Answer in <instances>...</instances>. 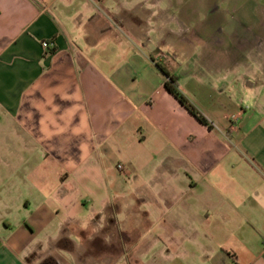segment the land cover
Segmentation results:
<instances>
[{"label": "crops", "instance_id": "crops-1", "mask_svg": "<svg viewBox=\"0 0 264 264\" xmlns=\"http://www.w3.org/2000/svg\"><path fill=\"white\" fill-rule=\"evenodd\" d=\"M179 4L0 0V264H264V93L181 83L148 36Z\"/></svg>", "mask_w": 264, "mask_h": 264}, {"label": "rangeland", "instance_id": "rangeland-1", "mask_svg": "<svg viewBox=\"0 0 264 264\" xmlns=\"http://www.w3.org/2000/svg\"><path fill=\"white\" fill-rule=\"evenodd\" d=\"M150 24L149 43L180 66L181 83H198L194 93L199 96L201 87L211 88L215 107L222 98L238 108H254L247 96L264 93V68L258 65L260 58L264 61V0H180ZM238 75L245 77L240 85L234 80ZM247 82L254 86L248 88ZM93 257L84 255L78 264H94Z\"/></svg>", "mask_w": 264, "mask_h": 264}, {"label": "trees", "instance_id": "trees-1", "mask_svg": "<svg viewBox=\"0 0 264 264\" xmlns=\"http://www.w3.org/2000/svg\"><path fill=\"white\" fill-rule=\"evenodd\" d=\"M157 69L167 78L165 83L166 89L186 108V110L193 115L201 124L212 128V125L206 119V117L200 112L197 106L179 89L177 78L171 75L167 69L161 64H156Z\"/></svg>", "mask_w": 264, "mask_h": 264}, {"label": "built area", "instance_id": "built-area-1", "mask_svg": "<svg viewBox=\"0 0 264 264\" xmlns=\"http://www.w3.org/2000/svg\"><path fill=\"white\" fill-rule=\"evenodd\" d=\"M43 46L45 49L50 50L54 48V43L52 41H45L43 42ZM118 169H123L122 165H118Z\"/></svg>", "mask_w": 264, "mask_h": 264}]
</instances>
